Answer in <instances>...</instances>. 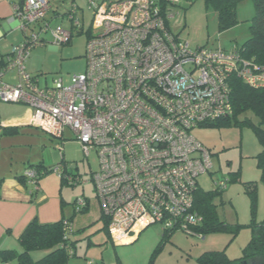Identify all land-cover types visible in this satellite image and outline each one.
<instances>
[{
    "label": "built area",
    "instance_id": "2783aa9c",
    "mask_svg": "<svg viewBox=\"0 0 264 264\" xmlns=\"http://www.w3.org/2000/svg\"><path fill=\"white\" fill-rule=\"evenodd\" d=\"M178 2L88 0L65 16L71 30L51 27L50 0L14 5L25 39L0 60V103L28 106L30 124L59 139L71 131L86 156L96 152L99 169L91 181L114 242L127 240L138 227L158 224L188 234L201 222L194 194L213 161L192 132L231 113L234 77L264 88V67L239 51H193L174 34L169 22ZM86 10L95 32L87 41L86 72L42 88L25 66L30 51L48 33L57 44L69 43L75 30L84 31ZM14 70L17 83L6 82ZM38 177L36 169L23 175L30 194L40 190ZM227 184L216 186L224 190ZM87 204L78 198L75 213Z\"/></svg>",
    "mask_w": 264,
    "mask_h": 264
},
{
    "label": "rangeland",
    "instance_id": "374dc122",
    "mask_svg": "<svg viewBox=\"0 0 264 264\" xmlns=\"http://www.w3.org/2000/svg\"><path fill=\"white\" fill-rule=\"evenodd\" d=\"M87 1L50 0L52 13L48 18L53 19L51 27L62 26L71 30L65 16L72 6H83ZM171 13L174 16L169 22L172 32L188 41L191 50L208 48L231 52L250 38L249 27L255 7L251 0L241 2L238 5L239 24L224 31H219L217 13L212 7L208 8L204 0H179L177 5L171 6ZM54 15L58 17L54 18ZM84 16V31L78 33L75 30L69 43L57 44L48 33L44 36L46 45L30 51L25 66L30 75L40 80L42 88L52 86L60 79L68 84L74 75L86 72L87 41L95 32L90 29L91 13L86 10ZM9 36L3 39L1 51L5 45V50L10 52L25 39L22 31ZM15 76L17 78V71L14 70L4 80L16 84L18 80L13 81ZM27 110L29 107L24 104L0 103V150L5 162L10 164L9 169L17 176L37 168L43 172L51 170L40 179L39 187L42 193L60 202L65 219L74 217L77 198L84 197L89 201V214L76 215V220H73L70 236L71 242L75 243L73 252L76 256H72L69 264H198V258L204 252L223 250L230 259L241 256L251 238V230L247 227H243L235 238L229 233H213L200 238L182 230L169 234L163 226L152 224L145 228L138 227L135 234L125 241L113 242L104 229L106 220L100 219L101 210L91 181L92 173L99 169L96 152L92 151L86 156L71 131L65 133V138L59 139L41 129L26 126L18 128L14 134L5 135L3 122L23 118ZM245 116L258 124V119L251 112L241 119ZM192 134L210 150L213 161L211 172L198 179L201 189L215 191L218 189L217 183L229 181L231 174L240 173V181L229 182L214 199L220 219L244 226L253 219L257 222L263 220L264 154L253 129L247 125L232 124L221 128H198ZM63 172L75 180V186L61 179ZM248 182H253L255 186L253 200L244 185ZM46 254L37 252L38 257L34 260H40Z\"/></svg>",
    "mask_w": 264,
    "mask_h": 264
},
{
    "label": "trees",
    "instance_id": "16d2710c",
    "mask_svg": "<svg viewBox=\"0 0 264 264\" xmlns=\"http://www.w3.org/2000/svg\"><path fill=\"white\" fill-rule=\"evenodd\" d=\"M243 1L245 0H204L206 6L208 8L212 7L217 13L219 31L236 27L239 24L238 5ZM251 1L255 7V14L250 21V38L241 47H236L234 50L239 51L243 58L251 63L264 67V0ZM43 42L42 46H45V37ZM23 43L24 41L21 44ZM11 53L1 56L0 60L11 55ZM249 112L258 119V124L254 123L252 118L248 116L241 119ZM232 124L251 127L263 148L262 153L264 154V88L250 87L241 79L234 77L231 81V113L202 128H221ZM17 129V127L3 128V133L5 135L14 134ZM37 171L39 174L38 183L43 176L51 172V170L43 172L39 168H37ZM54 171L56 172V170ZM60 176L62 180L70 181L71 186H75V180L71 179L68 173L63 172ZM16 178L20 184L25 185L23 176H17ZM238 181H240L239 172L231 174L227 183ZM244 185L246 192L251 195L253 200L256 195L253 182L244 183ZM219 193H222V190L204 191L199 186L194 194V207L195 213L201 218V222L189 227L188 235L204 237L213 233H229L235 238L243 227H247L251 230V238L243 248L239 258L230 259L225 250L208 251L198 258V264H264V219L260 222L253 219L246 226L221 220L217 212V205L214 203V199ZM87 203L81 213H75L74 211V217L71 219H62L51 224H40L37 219H34L20 236L22 252L15 250L0 251V261L7 264L13 260H17L19 264H67L75 254L73 252L75 243L71 242L70 236L73 232V220L76 215L83 214L88 210V200ZM253 213L254 203L252 202ZM64 221H68L69 225L66 226ZM107 224L106 220L104 229L108 232ZM176 231L177 229H172L166 232L173 234ZM34 250H43L47 254L40 260L34 261L30 255Z\"/></svg>",
    "mask_w": 264,
    "mask_h": 264
},
{
    "label": "crops",
    "instance_id": "0c3cea01",
    "mask_svg": "<svg viewBox=\"0 0 264 264\" xmlns=\"http://www.w3.org/2000/svg\"><path fill=\"white\" fill-rule=\"evenodd\" d=\"M21 2L23 0H0V45L4 38H8V35L11 36L16 31H20V24L14 19V5ZM56 16L58 17V15ZM56 16L54 15V18ZM4 47L7 46L4 45L2 51L0 50V57L11 53L16 46H12L13 48L10 52H7ZM16 79L15 76L13 81H16ZM10 82L11 84H15L12 81L8 83ZM31 118L32 111L29 108L23 118L12 119L9 122H3V124L5 128H8V126L17 128L26 126L35 127L33 124H30ZM9 167L10 164L5 162L3 153L0 150V251L15 250L22 252V245L19 240L20 236L34 219H37L40 224H51L65 219V216L63 210L60 209V202L57 199L50 198L47 194L42 193L41 190L30 194L31 188L20 184L16 178L17 174L12 172ZM83 214H89V206L88 210ZM100 219H103L101 212ZM37 252L45 251H32L30 255L33 260L38 257L36 255ZM73 256H76V254ZM71 258L67 264L70 263ZM9 264H19V262L13 260Z\"/></svg>",
    "mask_w": 264,
    "mask_h": 264
},
{
    "label": "water",
    "instance_id": "95a60500",
    "mask_svg": "<svg viewBox=\"0 0 264 264\" xmlns=\"http://www.w3.org/2000/svg\"><path fill=\"white\" fill-rule=\"evenodd\" d=\"M236 264H240V263H236Z\"/></svg>",
    "mask_w": 264,
    "mask_h": 264
}]
</instances>
